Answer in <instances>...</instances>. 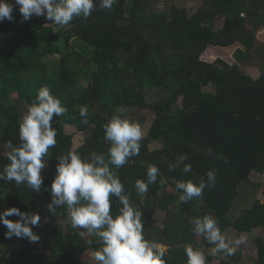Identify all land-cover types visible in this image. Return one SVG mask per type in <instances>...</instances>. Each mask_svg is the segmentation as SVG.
Returning <instances> with one entry per match:
<instances>
[{
	"label": "trees",
	"instance_id": "1",
	"mask_svg": "<svg viewBox=\"0 0 264 264\" xmlns=\"http://www.w3.org/2000/svg\"><path fill=\"white\" fill-rule=\"evenodd\" d=\"M158 1L116 0L111 10H104L96 0L97 7L86 21L74 18L68 26L59 27L42 16L24 21L15 0H8L14 5L13 19L0 23V171L9 163L8 142L20 144V106L30 105L41 87L47 86L68 113L53 119L57 144L45 158L40 192L0 181V212L17 207L38 213L40 223L32 230L43 233L41 249L25 238H7L8 230L0 224V264H98L83 263L80 258L100 247L96 238L73 229L66 208H57L56 215L48 211L50 187L58 156L69 151L82 158L92 151L106 154L104 125L114 115L129 118L127 110L148 109L154 119L140 142V154L114 171L131 203L144 214L145 239L167 247L159 249L165 264H187L188 245L200 249L208 264L214 260V245L191 230L194 217L213 216L225 236L230 228L240 234L264 228V183L260 182L264 176V71L247 72L241 66L258 46L264 0H202L192 11L174 4L159 11ZM219 16L224 24L215 29ZM237 43L242 47L234 52L233 64L221 57H206L209 47L225 49ZM48 56H59V62L45 61ZM208 85L213 90L207 91ZM156 89L161 95L150 101L149 91ZM81 106L88 107L87 124L79 115ZM67 126L86 135L76 150ZM153 143L160 148L152 150ZM182 154L187 155L184 163L192 165V172L184 174L183 165L169 171V164ZM150 164L159 169L157 182L139 196L135 182L147 180ZM210 169L216 171L215 186L188 203H178L180 193L173 181L198 183ZM248 182L260 192L251 206L233 217L241 187ZM119 207L115 201L114 215ZM254 240L257 255L252 264H264V237ZM218 254L220 264H232L230 259L240 263L242 256Z\"/></svg>",
	"mask_w": 264,
	"mask_h": 264
},
{
	"label": "clouds",
	"instance_id": "2",
	"mask_svg": "<svg viewBox=\"0 0 264 264\" xmlns=\"http://www.w3.org/2000/svg\"><path fill=\"white\" fill-rule=\"evenodd\" d=\"M116 0H99V8L111 10ZM24 21L32 16H42L59 27L68 26L74 18L86 21L97 7L96 0H15ZM14 5L8 0H0V23L13 19ZM68 108L53 95L47 86L41 87L35 99L28 106L19 123V146L8 142L7 160L0 181H14L17 186L26 185L40 192L44 183L42 170L46 167L49 149L57 144L56 131L52 127L54 117H63ZM79 115L82 122L88 123V107L81 106ZM143 129L138 122L121 115H114L104 125V140L108 142L107 153L92 151L87 158L77 152L69 151L58 156L56 175L50 187L51 202L48 211L56 215L57 208H66L71 227L86 231L96 238L100 247L93 253L98 264H165L164 253L154 242L144 237L143 213L137 209L125 193V186L115 174L114 169L122 168L129 160L140 154ZM188 157L182 154L175 164H169V171L183 165L184 174L192 172V165L184 163ZM159 169L149 165L147 180L138 179L135 189L144 196L149 185L157 182ZM196 183L192 180H174L175 189L180 193L178 203H188L201 197L205 188L214 187L217 181L216 171L208 170ZM118 201L121 207L113 214L112 206ZM10 216L19 217L13 221ZM38 213L22 212L11 207L0 212V224L7 228L5 236L25 238L29 242H39L40 237L33 232L39 225ZM192 232L203 236L213 255L223 253L232 256L236 247L245 237L241 235L234 242L222 233L218 221L211 215L197 216L191 219ZM89 244L93 241L89 240ZM187 264H206L204 253L191 245L185 247Z\"/></svg>",
	"mask_w": 264,
	"mask_h": 264
},
{
	"label": "rangeland",
	"instance_id": "3",
	"mask_svg": "<svg viewBox=\"0 0 264 264\" xmlns=\"http://www.w3.org/2000/svg\"><path fill=\"white\" fill-rule=\"evenodd\" d=\"M202 0H189L187 2H184V0H159L157 2V9L160 10H168L173 4L177 5V6H186L187 9L189 11H192L194 8L198 7L199 5H201ZM224 24V17L219 16L215 22V29H218L220 27H222ZM257 36H258V46L255 48L254 50V55L253 57L247 62V63H242L241 66L244 70H246L247 72H249V69L252 68H258L261 71H264V27H260L258 29L257 32ZM242 47L239 43L235 44V46H231L228 48H221V47H209L207 53H206V57L208 58H213L214 60L218 57L224 58L227 61H230L232 64L236 62L235 58H234V52L236 51L237 48ZM60 57L59 56H48L45 58V61H54L56 63L59 62ZM205 89L207 91L213 90V87L211 85H208L207 87H205ZM161 95V92L159 90H153V91H149V100L150 101H154L155 99H157L159 94ZM16 97V95H15ZM29 105H21V110L23 115L26 113L27 108ZM127 113L129 115L130 120L135 122H138L142 129H143V138L146 137L149 133L150 127L152 125L153 119H154V115H152L148 109L145 110H139L134 111V110H127ZM134 114V115H133ZM138 114L137 118H135V115ZM143 117L144 119L140 120L138 118ZM1 129V126H0ZM67 133L69 134H73V138H74V146L73 149L76 150L79 146L82 145V143L84 142V138H85V134L82 132H78L76 130L75 127L73 126H67ZM160 144L159 143H153L150 145L152 150H155L157 148H160ZM0 147H3V143L1 140V133H0ZM50 172V170H45V173L48 174ZM56 173V170L54 171ZM260 182L264 183V176L261 175L260 176ZM253 185H251V182L248 183H244L241 187V193L240 196L238 197L235 206L232 209V213H233V217L235 216H239L242 212H243V208L248 206H251L252 202L254 201V198L257 197V195L259 194L260 190L259 188H254L252 187ZM243 209V210H242ZM242 210V211H241ZM162 217V215H161ZM68 222L65 221V225ZM37 235H39L40 240L39 242H36L34 244L38 245L41 247L42 249V244H43V233L41 232H37ZM241 235H243L245 237L244 241L239 244V245H235V243L233 244L234 247H236V254L237 253H241V261L240 263H236L234 260L232 261V264H252L256 258L257 255V247L255 244V238L258 236H263L264 237V228H256L255 230H253L250 233H245V234H240L238 233L235 229L230 228L227 232H226V237L231 239L233 242L238 239ZM159 249H166L167 247L162 245V244H158L157 245ZM93 251H87L86 253L82 254L80 256L81 261L83 263H87V262H96L92 257H93ZM205 255V254H204ZM251 257V259L249 258ZM231 258V257H230ZM221 258L219 256V254H215L214 255V260L211 262V264H220ZM206 264H208V262L206 261Z\"/></svg>",
	"mask_w": 264,
	"mask_h": 264
}]
</instances>
